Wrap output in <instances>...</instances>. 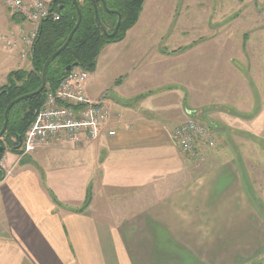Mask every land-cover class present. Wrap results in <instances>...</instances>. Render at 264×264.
Segmentation results:
<instances>
[{
  "label": "crops",
  "instance_id": "crops-1",
  "mask_svg": "<svg viewBox=\"0 0 264 264\" xmlns=\"http://www.w3.org/2000/svg\"><path fill=\"white\" fill-rule=\"evenodd\" d=\"M28 26L0 0L2 35ZM165 28L138 15L88 72L86 95L111 111L114 135L45 146L67 151L66 170L45 169L43 147L30 160L4 155L0 264H264L258 88L235 86L236 46L228 39L167 49ZM6 53L7 65L25 59ZM7 65L5 76L15 70ZM189 117L215 135L199 158L172 136Z\"/></svg>",
  "mask_w": 264,
  "mask_h": 264
},
{
  "label": "trees",
  "instance_id": "trees-1",
  "mask_svg": "<svg viewBox=\"0 0 264 264\" xmlns=\"http://www.w3.org/2000/svg\"><path fill=\"white\" fill-rule=\"evenodd\" d=\"M98 8V15L108 31L112 30L116 15L104 10L101 0H94ZM144 0H105L109 9L118 10L121 21L114 36H106L94 15V8L90 0H77L81 11L80 23L73 33L67 46L48 64L46 83L42 92L20 100L8 112L6 129L0 137V159L10 145L11 151L20 153V142L25 130L35 116L37 109L43 102L45 92L53 89L67 71L66 65H73L92 72L95 60L101 47L110 42L123 38L126 30L137 20ZM53 11L59 14L54 20L49 17L43 20L39 27L38 36L29 54L30 68L15 69L6 76V83L0 86V128L3 123V111L6 105L19 95L36 90L40 86L41 69L45 59L54 52L65 40L76 21V9L72 0H50ZM5 171L0 165V180ZM88 204L85 200L83 207Z\"/></svg>",
  "mask_w": 264,
  "mask_h": 264
},
{
  "label": "rangeland",
  "instance_id": "rangeland-1",
  "mask_svg": "<svg viewBox=\"0 0 264 264\" xmlns=\"http://www.w3.org/2000/svg\"><path fill=\"white\" fill-rule=\"evenodd\" d=\"M139 19L141 22L155 23L168 28L163 38L164 44L171 42L166 46L167 49L177 48L188 42L194 44L210 40L225 42L228 39L236 46L232 55H235V72L240 80L235 79V86H238L237 82L239 87L255 86L264 104V0H145ZM147 32L146 28L142 29L143 36ZM143 38L153 40V38ZM0 42V85H2L6 83L5 65H7L2 60L7 59L5 54L8 51L3 46V40ZM16 52L17 50L14 49L13 54ZM28 58L29 56L27 59H22L21 65L8 64L7 69H16L17 66L27 69ZM244 101L249 104L246 99ZM262 117L264 118V114ZM202 123L208 126L213 139V145L208 146H214L216 143L214 131L207 122L202 121ZM10 149V145H6L2 157L11 151ZM42 150L45 153L43 162L45 169L66 170L73 163L66 154L67 151L50 147H43ZM29 155L24 156L26 160L31 159ZM255 159L258 166L259 163L263 166V160L257 157ZM3 162L0 164L2 168ZM3 170L7 172L4 168ZM254 173L260 175L259 170H254Z\"/></svg>",
  "mask_w": 264,
  "mask_h": 264
},
{
  "label": "built area",
  "instance_id": "built-area-1",
  "mask_svg": "<svg viewBox=\"0 0 264 264\" xmlns=\"http://www.w3.org/2000/svg\"><path fill=\"white\" fill-rule=\"evenodd\" d=\"M1 3L13 17L29 23L28 27H20L15 35L0 33L8 52L16 49L21 58H26L38 36L41 22L49 17L56 20L59 14L51 9L46 0H1ZM87 77L88 71L78 66L71 67L53 89L45 92L43 102L20 142V156L32 154L52 143L80 144L94 139L102 131L108 135L115 134L113 129L108 128L111 111L86 95ZM172 136L179 150L193 158L200 157L201 144L213 145L208 126L193 117L176 124ZM4 158H1L0 164Z\"/></svg>",
  "mask_w": 264,
  "mask_h": 264
},
{
  "label": "water",
  "instance_id": "water-1",
  "mask_svg": "<svg viewBox=\"0 0 264 264\" xmlns=\"http://www.w3.org/2000/svg\"><path fill=\"white\" fill-rule=\"evenodd\" d=\"M74 5H75V9H76V21H75V24L74 26L72 27V29L69 31L67 37L65 38L64 42L54 51L52 52L44 61L43 63V66H42V69H41V81H40V86L34 90V91H31L29 93H26V94H22V95H19L17 96L16 98H14L13 100H11L7 105L6 107L4 108V111H3V123H2V126L0 128V137L2 136L3 132L5 131L6 129V125H7V121H8V112H9V109L15 104L17 103L18 101L20 100H23V99H26L28 97H31L33 95H36L40 92H42L45 88V83H46V70H47V66L48 64L60 53V51H62L68 44V42L70 41L73 33L75 32V30L77 29L79 23H80V20H81V11H80V8H79V5L77 3V0H72ZM90 2L92 3L93 5V8H94V15H95V18L102 30V32L108 36V37H112L114 36V34L116 33L117 29H118V26L120 24V21H121V14L118 10H113V9H109L107 6H106V3H105V0H101V3H102V6L104 8V10H106L107 12H110V13H113L116 15V21H115V24L112 28L111 31H108L107 28L105 27V25L102 23V21L100 20L99 18V15H98V8H97V5H96V2L94 0H90ZM77 63L75 62L73 65H66L65 67V70L68 71L72 66H76ZM1 147H0V151H1Z\"/></svg>",
  "mask_w": 264,
  "mask_h": 264
},
{
  "label": "flooded vegetation",
  "instance_id": "flooded-vegetation-1",
  "mask_svg": "<svg viewBox=\"0 0 264 264\" xmlns=\"http://www.w3.org/2000/svg\"><path fill=\"white\" fill-rule=\"evenodd\" d=\"M111 31V30H110Z\"/></svg>",
  "mask_w": 264,
  "mask_h": 264
}]
</instances>
